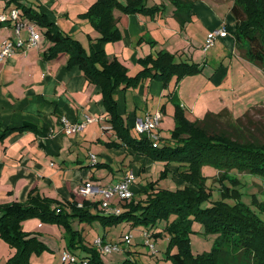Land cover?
Listing matches in <instances>:
<instances>
[{"label":"crops","instance_id":"1","mask_svg":"<svg viewBox=\"0 0 264 264\" xmlns=\"http://www.w3.org/2000/svg\"><path fill=\"white\" fill-rule=\"evenodd\" d=\"M22 1L31 6H40L50 20L83 45L99 34L89 22L79 18L96 0ZM210 1L220 6L219 3L223 0ZM163 2V9L154 15L127 14L122 26V47L131 52L127 55L124 49L120 56L117 51H110L112 48L107 43L108 55L110 58L121 59L131 73L139 66L135 61L136 55L140 59L163 50L173 53L176 59L180 52L185 54L194 49V53L188 54L186 60L181 61L194 60L193 62L202 65L203 71L197 75L200 80H192L196 76H187L178 83L175 80L172 84L171 81L169 86L165 87L161 81L148 78L133 90L116 89L118 113L130 128L135 125L137 117L160 111L162 122L159 132L166 122L173 124L176 102L182 105L186 115L192 120L202 118L208 112L217 113L223 109H228L232 115L237 100L235 96L231 98V93L234 90L236 96L241 93L239 88H236L235 69L250 65L246 64L245 61L250 60L245 56L243 46L239 47L234 34L236 19L231 11L234 1L230 13L226 15L224 11L214 9L215 13L210 9L214 18L206 21V25L197 8H192L188 20L182 22L179 18H174V4L171 3V13H168L170 2ZM198 14L201 16L199 19L196 18ZM122 16L116 15L118 22ZM192 21H199L201 26L195 25L193 28ZM0 24L1 51L3 40L16 41L18 37L14 22ZM221 27H226L228 34L219 37L214 46L219 44L220 58L230 55L229 64L223 59H212L216 64H209L210 48L204 49L206 38L213 29ZM40 32L42 35L43 30ZM19 38L23 39L21 47L15 48L13 54L0 60V132L5 128L20 129L0 141V204L7 203L9 198L14 197V201H25L26 194L34 187L46 193L47 186H55L58 196L68 199L69 188L72 187V200L83 201L87 198L81 193L84 184L92 182L105 188L123 179L130 169L136 176L132 184L134 196L143 193L146 183L137 182V176L139 175L140 180V174L147 173L155 164L145 154L135 152L123 143L113 128L105 129V125L110 124V117L101 87L89 81L79 66L69 67L67 53L62 52L53 58H45L44 51L51 42L44 35L38 46L27 45V32L22 31ZM200 47L206 55L203 63L200 61ZM212 90L218 93L216 102L212 101L213 95L207 97V92ZM216 104H219L218 107ZM254 104L262 106L259 102ZM87 116L104 117L105 120H93L80 133L74 135L66 134L63 130V118L77 123L86 121ZM160 134L162 135L161 132ZM109 142H122L124 154L128 153L130 159L126 157L122 160L117 148L106 145ZM91 154L96 155V162L92 161ZM115 161L122 162L117 172H114L116 170L113 168ZM56 176L60 177L59 184L55 181ZM118 203L120 204H116ZM98 237L107 242H116L114 239L109 240L105 235Z\"/></svg>","mask_w":264,"mask_h":264},{"label":"trees","instance_id":"2","mask_svg":"<svg viewBox=\"0 0 264 264\" xmlns=\"http://www.w3.org/2000/svg\"><path fill=\"white\" fill-rule=\"evenodd\" d=\"M6 1L17 3L22 17L43 30L42 35L51 42L44 51L45 58L67 53L68 66H79L89 81L101 87L105 106L110 114V124L123 143L134 146L139 153L164 160L165 174L169 165L176 163L178 175L193 185L185 189L170 190L157 187L156 181H150L141 195L142 197L146 194L145 198L137 199L134 196L130 200L121 201V212L117 214H106L101 207V201L92 203L87 198L81 203L75 199L59 201L32 194L33 191L25 202L0 204V236L18 249L17 254L6 264H31V252L45 244L23 229L22 221L32 216L58 223L69 222L72 218L80 221L100 219L104 226L127 221L133 226L154 227L165 220L163 231L158 230L153 234L147 231L149 235L156 237L163 232L170 234L166 257L172 260V264H264V220L256 217L241 203L231 205L222 200L216 201L212 206H203L204 201L211 195L204 186L201 174L203 165L216 166L223 173L236 168L239 171L264 175V142L244 129V120L250 119L249 112L234 118L228 109H223L217 113L208 112L204 117L192 120L186 115L182 105L176 102L173 141H163L161 136L157 144L152 143L146 135H133L118 113L114 93L120 87L137 86L148 78L163 81L164 86L168 87L174 75L178 83L186 76L203 71V66L199 63L177 61L173 53L162 50L156 56L140 58L143 68L129 76L128 68L122 61L117 57H109L106 44L122 37L115 15L116 9L127 14L143 12L154 15L163 6L149 7L146 0H96L81 14L83 18L89 19L99 33L97 37L90 39L89 48L86 49L78 39L50 20L40 6H31L22 0ZM172 2L176 7L174 14L177 18L182 22L187 21L193 1ZM231 11L236 19L234 34L239 47L243 46L248 60L264 65V0H234ZM12 129L14 128L0 132V141ZM122 142L108 144L120 145ZM92 205L97 208L95 213L91 211ZM172 215L177 217L170 220ZM194 219L204 224L206 232L217 234L211 250L193 252L190 236L194 232ZM68 249L73 252L81 250L84 254L79 257L75 254L78 258L76 262L63 264H111L103 260L102 253L95 245H85L79 233L74 234L69 241ZM112 264L138 263L127 258L123 262Z\"/></svg>","mask_w":264,"mask_h":264},{"label":"rangeland","instance_id":"3","mask_svg":"<svg viewBox=\"0 0 264 264\" xmlns=\"http://www.w3.org/2000/svg\"><path fill=\"white\" fill-rule=\"evenodd\" d=\"M192 1L193 4L191 6V9L194 7L197 8L199 14L201 13V16L203 15V20H204L203 22L206 25V21H211L214 18L210 9L213 10V12H215L214 9L221 12L224 11L226 15V13H230L229 10L234 0H223L222 2L219 3L220 6H216L210 0H192ZM146 2L148 3L149 7L155 5H161L164 7L165 5L163 0H146ZM166 2H170L168 13H171L170 6L174 3L172 2V0H166ZM7 4L8 3L6 0H0V12H3L5 10L6 7H4V5ZM46 7L48 10H50V7L47 4ZM118 14L123 15L121 20L118 22V27L120 28L122 33L123 31L122 26L125 24L127 13H124L120 9H116L115 15ZM141 14H143V12ZM199 14L197 15L198 17H196L198 19L201 17ZM165 15L166 14H164V16ZM79 18L85 19L82 17V15H79ZM174 18L177 19V16L175 15ZM85 20L89 22V24H91L89 19H85ZM25 21L28 22L29 19H25ZM180 22L181 21H179V23ZM135 23L137 24V21H135ZM192 23H193L192 26L193 28H195V25L201 26L199 21L196 22L192 21ZM36 29L40 32V27L38 25H36ZM22 31L28 33L26 29H23ZM199 34L200 33L198 32V38L200 37ZM17 37L18 38H16V42L17 40H19V36ZM122 37L119 40L108 42L110 48H112V50L110 51H117V53L120 56H122V53L125 49L124 47H122L124 40V38ZM84 47L88 49L89 43L84 42ZM199 49L201 50L202 56L200 61L202 62L205 59L206 55L204 51H202L201 47ZM106 52L108 53L109 50L106 49ZM130 52L131 51L129 49H125V53L127 55L130 54ZM191 53H194V49L192 51L188 50L185 54L180 52V54L177 55L176 60L177 61L186 60L185 57H187L188 54L191 55ZM212 53L213 56H211ZM208 54L210 57L209 64L214 63V61L212 62V59H215L216 61H221L223 59L225 60L226 64H229L230 55L227 57L224 55L222 58H220L219 44L217 46H212ZM154 55L156 56L157 53H155ZM135 61L136 64L139 66H137V68H134V70L131 73H129L128 71L129 76L136 74L137 72L140 71L141 68H143V66L139 62L138 55L135 56ZM189 61L193 62L194 60H189ZM245 62L246 64L249 63L250 65L249 66L244 65V67L241 68L236 67L235 69V80L237 83L236 88L237 90L239 88L241 93L239 94V96H236L237 93L235 94V90L233 92L231 91L232 92L231 98L235 96L237 100L236 101L237 106L235 108V111L232 113V116L234 118H238L243 116L245 113L249 112L248 114L250 116L249 117L250 119L244 120L245 121L244 129L247 130L252 135L258 136L264 142V106H263L264 105V65L260 66L251 61H245ZM198 74L189 75V76H196L192 80L199 81L200 76L197 77ZM149 79H155V78H149ZM175 80H176V76L174 75L172 79V84ZM198 81H193V82L197 83ZM161 82L163 83V81ZM141 85L142 83L140 84V86ZM134 87L136 86L132 85L129 88L133 90ZM118 89L120 91H124L127 88L120 87ZM216 94L218 93L212 90L207 92V97H211L213 95L214 97L212 98V101L216 102V96H217ZM258 102L261 103L262 106L254 104ZM216 105H217L216 107H218L219 104ZM251 105L253 106L251 107ZM125 115L128 114L125 113ZM108 116L110 117V114H108ZM169 123H170L169 121L166 122V124H164V126H162V128L160 129V132L163 135L162 140L168 142L173 141L172 131L175 127V119L173 120L172 125ZM130 128L132 131L131 133L136 134L139 137L144 136L136 130L135 125H132ZM5 129H3L2 131H4ZM105 129H112V127ZM14 131H20V129L14 128L12 129L11 133H13ZM106 145L109 146L110 148L113 147L117 148L119 150L118 155H120L119 157L122 156L121 158L122 160L124 158L126 159V157L127 159H130L128 153L124 154L123 144L120 145L106 144ZM94 148L96 149L97 146H94ZM129 148H131L135 152H138L134 146L129 145ZM95 151L96 150H94V152ZM145 155L151 158L155 164L153 168L148 170L147 173L140 174L141 175L140 180H139V175L137 176L138 177L137 182L144 181V183H146L145 190L148 187L147 186L148 181H156L155 185L157 187L170 189V190L185 189L187 186H193L190 182L185 181L182 177L178 175L177 172L178 165L176 163L174 164L171 163L165 174L164 172L166 169V163L164 160L154 159L153 157L147 154ZM114 163L115 164L113 168L116 170L114 172H117L122 162L115 161ZM108 170L113 172L109 168ZM201 174L204 178L205 188L211 193L210 197L204 201L203 203L204 207L212 206L216 201H222V200L231 205L241 203L242 205L247 207L256 217L264 220V175H260L257 173L243 172V171H239L236 168L227 171V173L225 172L223 173L216 166L208 165V164L202 166ZM55 179H56L55 181H57L59 184L60 177L56 176ZM90 185L98 186L96 185V183L92 184V182L90 183ZM69 189H70L69 198L72 199L73 198L71 192L72 187H70ZM150 190L151 189H149V191ZM32 191H33L32 194L35 195L40 194L41 196L58 199L59 201H64L68 199V198H64V196L59 197L60 195L58 196V192L56 191L55 186H51V187L47 186L45 189L46 193H43V191H41L37 187H34L29 193H31ZM141 195L142 193H138L137 199H141L143 197L145 198L146 196V194H143L142 197ZM28 197L29 194H26L25 199L27 200ZM87 198L92 203H97L102 199V195L101 194L92 195V196H88ZM9 199L10 201H8L7 203L13 202L15 200V197ZM25 201H20V202H25ZM78 202L81 203L82 201H78ZM111 202L113 204L119 202L118 196H115ZM92 206L93 207L91 211L95 213L97 211V208L94 205ZM120 206L122 207L121 204ZM176 217H177L176 215H172L170 220H173ZM21 224L23 226V229L29 232V234H31L32 236H36L40 241H43L45 243L41 248L34 249L31 252L29 257V262L31 264H63L62 256L64 255L65 252L74 253L78 255V257L79 255H83L84 253L81 250L77 252L75 251L73 252L72 250L68 249L69 241L72 239L74 234L77 233H79V237L82 239V242L87 246L94 245L93 244L94 240L98 236H104V235L109 240L114 239V241H116L117 243L121 245L123 244L121 246L122 248L119 251H111L109 253L102 254V258L106 263H111V264L120 263L126 260L127 258H130L135 260L138 264H172V260L166 257L167 256L166 251L170 241V234L163 232L162 235L158 237H156L155 235H150V240L155 245L154 251L151 250L150 246L146 244L148 238L143 235V233L147 230H149L151 234H153V232L158 230L163 231L164 227L166 226L165 220H163L162 222L160 221L154 227H150V226L148 227L144 225L133 226L130 222L127 221H121L120 223L117 224L104 226L103 222L100 219L80 221L78 218L77 219L72 218L71 220H69V222L66 221V222L58 223V222H50L43 220L39 216H32L23 220ZM192 229L194 230V232L191 234L190 238H191V248L193 252L201 253L204 251L211 250L215 244L217 234L212 232H206L204 224L196 219L193 220ZM130 234H132V243L124 244L125 243L124 240ZM17 252H18L17 246L12 245L6 239L0 236V264H6L11 257L17 254ZM241 264H247V263L242 262Z\"/></svg>","mask_w":264,"mask_h":264},{"label":"built area","instance_id":"4","mask_svg":"<svg viewBox=\"0 0 264 264\" xmlns=\"http://www.w3.org/2000/svg\"><path fill=\"white\" fill-rule=\"evenodd\" d=\"M7 22H14L15 31L17 36H20L23 29H26L28 31V38H27V45L28 46H38L42 35L41 32H39L36 29V24L33 22H26L25 19L21 15V11L15 2H9L7 7L3 12H0V23H7ZM228 34V30L226 27H221L217 29H213L207 36L206 42L204 45V49L207 50L214 46L216 44V41L219 37L226 36ZM20 40V41H19ZM18 42L5 39L2 42L1 45V51H0V60L4 59L5 57L11 55L14 53L15 48L21 47L22 40L19 38ZM93 120L98 121H104V117H93V116H87L86 121L84 122H77L72 123L68 121L66 118H63V130L66 132V134L74 135L80 133L85 126L92 122ZM162 121V113L160 111L155 113H147L144 117H137L135 121V128L136 130L142 134L146 135L148 139L154 143L157 144L161 140V134L159 132V128ZM112 127L110 124H106L105 128ZM92 161L96 162L97 157L95 154H91ZM135 173L132 169L128 170L125 173V176L123 179H121L118 182H115L105 188L94 186L90 184H84L81 187V193L88 196L92 195H102L101 201V207L103 211L106 214L111 213H120L121 212V206L118 203L113 204L111 201L115 196H118L119 202L130 200L134 197V192L132 190V184L135 181ZM145 237H147L146 244L150 246L152 250H154L155 245L150 240V235L148 231H145L143 233ZM124 244H131L132 243V234L126 237ZM94 245L97 247L100 252L103 253H109L111 251H119L122 247L121 244L117 242H107L102 237H97L94 240ZM124 249V247H123ZM77 256L70 252H65L62 256V261L64 263H74L77 260Z\"/></svg>","mask_w":264,"mask_h":264}]
</instances>
